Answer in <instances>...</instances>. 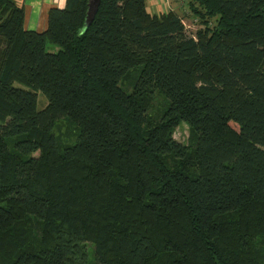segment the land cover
<instances>
[{
  "label": "trees",
  "instance_id": "trees-1",
  "mask_svg": "<svg viewBox=\"0 0 264 264\" xmlns=\"http://www.w3.org/2000/svg\"><path fill=\"white\" fill-rule=\"evenodd\" d=\"M184 3L0 0V264H264V0Z\"/></svg>",
  "mask_w": 264,
  "mask_h": 264
},
{
  "label": "crops",
  "instance_id": "crops-1",
  "mask_svg": "<svg viewBox=\"0 0 264 264\" xmlns=\"http://www.w3.org/2000/svg\"><path fill=\"white\" fill-rule=\"evenodd\" d=\"M19 6L26 11V28L31 31L43 32L48 28V15L53 7L63 8L66 0H14ZM166 0H157L149 2L148 9L152 14H162L174 10L173 0H167V8H163ZM175 4L174 7H176ZM175 11V10H174ZM157 12V13H155Z\"/></svg>",
  "mask_w": 264,
  "mask_h": 264
},
{
  "label": "rangeland",
  "instance_id": "rangeland-1",
  "mask_svg": "<svg viewBox=\"0 0 264 264\" xmlns=\"http://www.w3.org/2000/svg\"><path fill=\"white\" fill-rule=\"evenodd\" d=\"M149 2H156L157 3V0H150L147 3H149ZM175 4H177L176 7H174ZM172 5H173L175 12H177L178 14H180L183 17V21H184V24H185L187 30L191 34L195 33L200 28V25H199L197 19L188 15L189 10L186 7L185 3L183 4V0H173ZM164 7L167 8V0L164 2L163 8ZM155 13H157V12H155ZM47 104H48L47 99L45 98V96L42 93H40L39 94V100H38L39 110L44 109L47 106ZM174 137L178 142L183 143V144H187L189 142V140L191 139V131L189 129V126L185 123H182L178 127ZM90 260H91V264H95L94 263V256H90Z\"/></svg>",
  "mask_w": 264,
  "mask_h": 264
},
{
  "label": "water",
  "instance_id": "water-1",
  "mask_svg": "<svg viewBox=\"0 0 264 264\" xmlns=\"http://www.w3.org/2000/svg\"><path fill=\"white\" fill-rule=\"evenodd\" d=\"M102 0H89V10L85 28H88L94 21Z\"/></svg>",
  "mask_w": 264,
  "mask_h": 264
},
{
  "label": "built area",
  "instance_id": "built-area-1",
  "mask_svg": "<svg viewBox=\"0 0 264 264\" xmlns=\"http://www.w3.org/2000/svg\"><path fill=\"white\" fill-rule=\"evenodd\" d=\"M147 2L150 1V0H146Z\"/></svg>",
  "mask_w": 264,
  "mask_h": 264
}]
</instances>
